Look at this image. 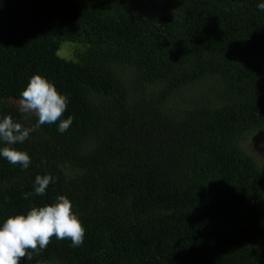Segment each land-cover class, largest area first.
<instances>
[{
	"label": "trees",
	"instance_id": "1",
	"mask_svg": "<svg viewBox=\"0 0 264 264\" xmlns=\"http://www.w3.org/2000/svg\"><path fill=\"white\" fill-rule=\"evenodd\" d=\"M260 3L0 0V119L38 122L19 106L34 75L73 117L13 146L28 169L0 157V225L63 195L86 229L20 264H264V172L242 148L264 133ZM38 175L55 182L25 199Z\"/></svg>",
	"mask_w": 264,
	"mask_h": 264
},
{
	"label": "clouds",
	"instance_id": "2",
	"mask_svg": "<svg viewBox=\"0 0 264 264\" xmlns=\"http://www.w3.org/2000/svg\"><path fill=\"white\" fill-rule=\"evenodd\" d=\"M257 7L264 11V3ZM20 95V111L24 114L34 113L38 122L32 127H25L11 115L0 119V141L7 145L0 148V157L12 165L28 169L31 157L13 146L24 143L31 133L45 124L59 122L58 131L64 133L72 125L73 117L63 119L69 98L60 94L52 82L40 75L32 76ZM54 182L51 175H38L35 178L34 192L24 193V198L44 196L46 189ZM85 235L86 229L75 214L70 199L58 196L54 204L32 207L26 215L9 217L0 225V264H20V260L25 257L31 260L33 254L39 255L46 250L53 238L70 240L72 247H81Z\"/></svg>",
	"mask_w": 264,
	"mask_h": 264
},
{
	"label": "rangeland",
	"instance_id": "3",
	"mask_svg": "<svg viewBox=\"0 0 264 264\" xmlns=\"http://www.w3.org/2000/svg\"><path fill=\"white\" fill-rule=\"evenodd\" d=\"M73 50L74 45H63L58 51V55L62 57H71L73 55ZM181 100H184V98L182 97ZM242 148L246 153L256 159L258 165L264 172V133L249 136L247 142L242 145Z\"/></svg>",
	"mask_w": 264,
	"mask_h": 264
}]
</instances>
